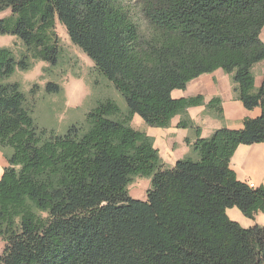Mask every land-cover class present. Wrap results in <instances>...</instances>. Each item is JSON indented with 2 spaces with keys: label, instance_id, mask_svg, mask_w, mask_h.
I'll list each match as a JSON object with an SVG mask.
<instances>
[{
  "label": "trees",
  "instance_id": "1",
  "mask_svg": "<svg viewBox=\"0 0 264 264\" xmlns=\"http://www.w3.org/2000/svg\"><path fill=\"white\" fill-rule=\"evenodd\" d=\"M140 31L125 0H0V34L16 36V59L0 47V264H264V225L242 227L226 209L264 213V186L239 180L230 160L240 144L264 143V0H135ZM56 20L122 96L85 116L86 126L45 136L24 105L19 83L4 82L32 60L58 63ZM222 69L237 100L260 115L238 129L200 137L187 114L205 105L223 117L221 100L173 97L201 74ZM48 92L59 85L47 83ZM195 127L192 155L165 165L153 138L135 129ZM149 178L145 199L132 198L133 178Z\"/></svg>",
  "mask_w": 264,
  "mask_h": 264
},
{
  "label": "rangeland",
  "instance_id": "2",
  "mask_svg": "<svg viewBox=\"0 0 264 264\" xmlns=\"http://www.w3.org/2000/svg\"><path fill=\"white\" fill-rule=\"evenodd\" d=\"M134 1L125 0V3L131 4L135 22L140 31L146 33L148 32L146 21L134 6ZM9 14L10 9L1 11L0 18ZM55 31L59 36L61 47L56 65L41 60H32V65L28 70L16 69L10 77L4 80V82L19 83L20 89L25 95L24 105L34 118L36 126L45 133V136L64 134L71 125L83 128L86 126V113L97 103L107 98L117 102L122 111L125 110L126 104L122 96L112 83L96 70L91 59L77 45L72 43L65 27L58 20H56ZM260 38L264 40V26L260 32ZM0 47L10 48L16 59H19L25 52L23 43L11 34H0ZM217 71L224 74L225 82H232L229 75L222 69H217ZM49 82L59 85L60 90L48 92L46 84ZM234 101L241 105L238 100ZM206 109L204 110L206 111ZM244 109L246 108L244 107ZM178 116L172 118L171 121L173 119L174 123L179 121L180 116ZM208 119L209 124L213 127L227 124L224 116L222 118L208 116ZM135 121L143 125L139 128L140 130L153 137L154 146L158 148L159 155L165 165H173L179 157L186 156V149L190 151L188 155L191 153V147L188 148L184 140L186 136L193 133L191 127L151 126L146 124L138 114L133 115L132 122ZM0 161H2L1 155ZM149 182V178L134 177L128 185L129 196L136 199H145ZM227 209H231L230 212H226L227 216L230 215L238 220L243 217L242 222L243 224L246 223L247 227L255 224L264 225L263 212H257L253 217H247L236 207ZM230 219L236 221V219ZM4 245L5 242L0 238V254Z\"/></svg>",
  "mask_w": 264,
  "mask_h": 264
},
{
  "label": "crops",
  "instance_id": "3",
  "mask_svg": "<svg viewBox=\"0 0 264 264\" xmlns=\"http://www.w3.org/2000/svg\"><path fill=\"white\" fill-rule=\"evenodd\" d=\"M252 72L254 75V88L257 89L260 86L263 78L264 60H261L260 62L256 63L252 67ZM233 86L234 85L232 84V82L231 83L228 81L225 82L224 74L220 71H217L216 69V71H213L211 73L201 74L193 81H190L184 90L175 89L174 91H172V96L188 97V96L201 94L204 97L205 103H207L213 97H219L221 100L224 120L227 123L226 125L220 127L238 129L243 126L244 118L257 117L260 115L261 110L259 107H254L252 109L246 110L244 109V106L241 103V101L238 100L241 105H239L237 101H234L237 100V98H236V93L233 90ZM204 109H206L205 105H198V106L188 107L186 110L188 117L190 118V120H192L194 126L199 128L200 137H208L215 129L220 128V127H213L209 124L208 116L209 117L211 116L213 118L216 117L214 114L210 113L207 109L206 111ZM177 122L174 123V119H173V121H171L170 123V126L173 125L176 127ZM131 124L135 129L138 130H140L139 128L143 126L138 121H135L133 123L131 120ZM191 129H193V133L184 138L185 142L186 139H188L190 143H192L196 139L195 127ZM186 146L190 148L189 143H186ZM187 150L188 149H186V153H185L186 156L190 152L189 150L188 151ZM0 155L2 156V161H3V162L0 161V169L2 173L3 167L7 163L1 151H0ZM189 155L196 157L195 153H193L192 150ZM230 167L235 171L236 176L239 180L246 183H252L254 187L264 186V143L238 145L233 156L231 157ZM230 210L231 209H227L226 212L228 213V211L230 212ZM228 217L232 219H236L235 217H231L230 215H228ZM243 220L244 218L242 217V219L240 218V220L236 219V222H238L242 227H247L246 223L243 224L242 222Z\"/></svg>",
  "mask_w": 264,
  "mask_h": 264
},
{
  "label": "built area",
  "instance_id": "4",
  "mask_svg": "<svg viewBox=\"0 0 264 264\" xmlns=\"http://www.w3.org/2000/svg\"><path fill=\"white\" fill-rule=\"evenodd\" d=\"M249 186H250V187H254L252 183H249Z\"/></svg>",
  "mask_w": 264,
  "mask_h": 264
},
{
  "label": "clouds",
  "instance_id": "5",
  "mask_svg": "<svg viewBox=\"0 0 264 264\" xmlns=\"http://www.w3.org/2000/svg\"><path fill=\"white\" fill-rule=\"evenodd\" d=\"M249 184V183H248Z\"/></svg>",
  "mask_w": 264,
  "mask_h": 264
}]
</instances>
